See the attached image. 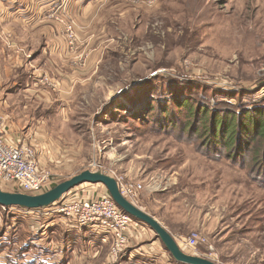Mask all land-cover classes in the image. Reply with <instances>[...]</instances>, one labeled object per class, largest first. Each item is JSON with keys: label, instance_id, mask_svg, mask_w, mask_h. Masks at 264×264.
I'll return each instance as SVG.
<instances>
[{"label": "rangeland", "instance_id": "rangeland-1", "mask_svg": "<svg viewBox=\"0 0 264 264\" xmlns=\"http://www.w3.org/2000/svg\"><path fill=\"white\" fill-rule=\"evenodd\" d=\"M111 1L104 7L111 12L109 32L102 37L108 47L94 78L77 84L68 98L52 93L49 101L36 100L53 110L43 117L47 131L66 143L63 156L73 158L61 168L56 161L45 162L51 175L46 190L87 169L140 184L138 197L148 187L168 189V205L180 221L175 224L186 228L180 230L184 238L197 232L207 239L197 248L177 241L184 251L217 264H264V187L255 180L256 172L233 163L225 149L206 151L200 136L184 131L186 114L174 103L198 102L208 109L264 107V0ZM74 21L78 32L81 25ZM56 23L62 32L65 23ZM6 25L0 28V92L8 93L12 84L5 71V48L13 30L3 32ZM77 37L78 45L84 43ZM125 91L135 93L139 111L111 113L96 121L109 100ZM152 100L155 112L147 107L143 114ZM137 113L143 120L129 117ZM51 141L49 150L39 153L41 159H53ZM103 187L84 189L96 195ZM55 207L24 215L0 206V264H142L139 253L127 259L139 246L149 252L148 258L167 264L163 244L155 243L148 226L140 223L129 254L114 259L109 242L101 246L89 241L94 232L83 233L76 246L77 231L83 229L57 225ZM45 219L54 224L48 234L37 229Z\"/></svg>", "mask_w": 264, "mask_h": 264}, {"label": "crops", "instance_id": "crops-1", "mask_svg": "<svg viewBox=\"0 0 264 264\" xmlns=\"http://www.w3.org/2000/svg\"><path fill=\"white\" fill-rule=\"evenodd\" d=\"M62 3L67 9L68 17L76 19L81 25L77 32V35L83 38L84 43L81 45L76 43L75 46L70 47L68 42L64 41L66 36L63 27L61 32L62 25L56 23L55 17L57 7ZM110 3L113 2L111 0L107 2L106 0H0V4L4 5V12L1 13L3 15H0V28L2 23H8L10 25H6L3 32L13 30L8 35L12 38L10 47L5 48V71L11 76L12 85L8 93L7 90L0 92V112L7 121L10 133L14 137H25L26 140L35 143L40 152L45 148L49 150L50 139L54 141H51L54 144L53 159L48 158L50 155L42 156L41 159L39 155L42 166H45L46 161H56V166L61 168L65 166V161H73V158L64 157L66 143L62 144L61 139L51 137L48 133L43 117L53 110H46L39 102L36 103V100L49 101L52 93L68 98L77 84L87 85L90 79L94 78L108 47V43L102 40V37L109 32L111 12L104 7ZM14 42L18 43L15 45ZM1 84L0 80V90L4 89L1 88ZM34 103L37 106L32 109ZM136 205L154 216L179 243L184 240L185 233L180 230L186 228L175 224L180 221L174 218V212L168 205V189L156 191L148 187L142 191ZM45 223L46 227L42 234H48L51 226L54 225L47 221ZM148 231L154 234L155 243H162L156 239L155 232L149 227ZM93 232L96 233L90 227L77 231L76 246L81 241L83 233ZM94 233L89 241L98 242L103 246L106 242L102 235ZM161 251L168 254L167 264H172V257L165 250L164 245H161ZM129 253L126 254L128 260H132L139 253L141 255H137V259L142 264H161L155 258L153 260L148 258L149 252L140 246L130 250ZM227 263L234 264V261L229 260Z\"/></svg>", "mask_w": 264, "mask_h": 264}, {"label": "built area", "instance_id": "built-area-1", "mask_svg": "<svg viewBox=\"0 0 264 264\" xmlns=\"http://www.w3.org/2000/svg\"><path fill=\"white\" fill-rule=\"evenodd\" d=\"M63 5L62 3L57 7L55 17L58 21L65 23L64 33L68 44L73 47L78 40L77 25L72 18L68 17L67 9ZM39 153L37 145L26 140L25 137H14L10 133L7 121L0 112V188L31 194L44 192L50 184L51 175L41 165ZM117 182L121 193L126 198L134 201L138 197L142 188L140 184L124 183L118 179ZM87 184L100 185L85 183L66 193L54 203L56 204L54 219L68 229L92 228L102 235L105 242L110 243L111 257L114 259L129 254L128 247L136 231L138 232L141 227L140 222L135 221L117 206L104 185L106 189L103 187L104 190L91 195L85 192L84 187L89 186ZM80 189L83 191L82 194L79 192ZM50 206L35 209L21 206H2V208L6 210L12 207L25 215L41 212L40 210L49 209ZM46 221L47 219L39 223L37 229L43 231ZM184 243L189 248H197L207 244V239L194 232L184 238Z\"/></svg>", "mask_w": 264, "mask_h": 264}, {"label": "trees", "instance_id": "trees-1", "mask_svg": "<svg viewBox=\"0 0 264 264\" xmlns=\"http://www.w3.org/2000/svg\"><path fill=\"white\" fill-rule=\"evenodd\" d=\"M137 92L140 95V89ZM153 102L154 100L147 104L143 114L147 113V107L155 112ZM174 103L182 106V109H179L180 113L186 114L184 131L192 130L193 136H200L203 140L202 146L206 151L222 152L225 149V156L233 163L248 165L252 172H256L255 180L264 187V107L254 105L238 109L235 107L208 109L206 106L199 105L198 102L187 103L185 101L182 104L174 101ZM138 105L139 100L136 99L135 93L125 91L122 97L107 103L96 121H100V118L111 113H134L139 111ZM129 117L143 120L140 113ZM195 121L196 127L194 128ZM173 260L176 264H181Z\"/></svg>", "mask_w": 264, "mask_h": 264}, {"label": "water", "instance_id": "water-1", "mask_svg": "<svg viewBox=\"0 0 264 264\" xmlns=\"http://www.w3.org/2000/svg\"><path fill=\"white\" fill-rule=\"evenodd\" d=\"M85 183L104 185L117 206L135 221L145 224L154 231L156 239L162 242L165 250L177 262L181 264H217L208 258L184 251L174 236L154 216L121 193L115 177L102 171L84 170L42 193L10 192L0 188V205L21 206L29 209L47 207L60 200L72 189Z\"/></svg>", "mask_w": 264, "mask_h": 264}]
</instances>
